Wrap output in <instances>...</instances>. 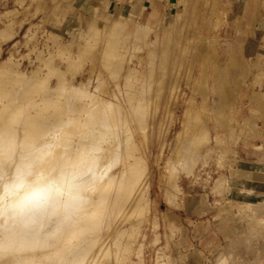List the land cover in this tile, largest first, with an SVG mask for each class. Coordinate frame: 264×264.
<instances>
[{
    "label": "rangeland",
    "instance_id": "374dc122",
    "mask_svg": "<svg viewBox=\"0 0 264 264\" xmlns=\"http://www.w3.org/2000/svg\"><path fill=\"white\" fill-rule=\"evenodd\" d=\"M0 60V264L260 257L264 0H0Z\"/></svg>",
    "mask_w": 264,
    "mask_h": 264
},
{
    "label": "crops",
    "instance_id": "0c3cea01",
    "mask_svg": "<svg viewBox=\"0 0 264 264\" xmlns=\"http://www.w3.org/2000/svg\"><path fill=\"white\" fill-rule=\"evenodd\" d=\"M238 1H239V3L241 2V4H245V3H248V0H233V4H236V3H238ZM250 163H248L247 162V165H246V168L247 169H245V171L247 172V171H249V169L251 168V167H254L253 165H249ZM264 168V167H263ZM240 170V169H239ZM246 184L247 185H250V182L249 181H246ZM252 185V184H251ZM252 187L254 188V185H252ZM262 202V204L264 203V201H261ZM260 203V202H259ZM258 203V206L257 207H260V204ZM261 204V207L263 206ZM264 207V206H263ZM262 207V208H263ZM257 209V208H256ZM264 209V208H263ZM256 211V210H255ZM264 211V210H263ZM257 212V211H256ZM261 215H264V212L261 214ZM236 241L237 240H235L234 242H232L231 243V245L232 246H234V248L233 247H231V249H230V246H228V251H229V253H232V252H234V251H237V250H239L241 247H243L238 241H237V243H236ZM233 243H236L235 245L233 244ZM240 244V245H239ZM236 246H238V247H236ZM236 248V249H235ZM238 248V249H237ZM247 250H246V249ZM235 249V250H234ZM251 251H250V246H248V245H246V247H243V250L245 251L246 250V252H244V253H242V256L244 257V260H243V262L242 263H237V264H264V250L263 251H261L260 252V257H258V256H256L255 255V253H254V249H255V245L254 246H252L251 247ZM246 253V254H245ZM227 254V253H226ZM226 254H223V256H224V259L222 260V262L220 261V264H223L224 262L226 263V264H230V262H229V259L227 260V258H228V256L226 255ZM223 256H222V258H223ZM225 256H226V259H225ZM221 258L219 257V260H220ZM218 260V261H219ZM227 262H226V261ZM224 263V264H225Z\"/></svg>",
    "mask_w": 264,
    "mask_h": 264
},
{
    "label": "bare ground",
    "instance_id": "6f19581e",
    "mask_svg": "<svg viewBox=\"0 0 264 264\" xmlns=\"http://www.w3.org/2000/svg\"><path fill=\"white\" fill-rule=\"evenodd\" d=\"M1 61V60H0ZM109 103V102H108ZM72 147V146H71ZM176 184V183H175ZM179 188V187H178ZM260 204V207H256L257 209H255L257 212H260V214L263 212V206H264V203L262 204V202H260L259 203ZM261 204L263 205L262 207H261ZM257 206H258V204H257ZM59 216L58 217H56L55 218V222L56 221H58V220H60V217H62L63 215H61L60 213L58 214ZM31 226L30 225H28L27 223H23V224H21L20 226H16V225H14V224H12V225H10V226H8L7 227V229L9 230V231H14V232H21V233H23L26 229H29ZM23 231V232H22ZM23 234H21V236H22ZM23 237H21V239H22ZM5 241L6 240H3V239H0V244H4L5 243ZM236 243H237V241H236ZM236 243H233L234 245L236 244ZM6 244V243H5ZM13 244H14V242H13ZM238 244V243H237ZM240 245V244H239ZM230 246V249H231V247H233L234 248V246H232L231 244L229 245ZM236 247H238V246H236ZM245 247V246H244ZM236 249V248H235ZM234 249V250H235ZM238 249V248H237ZM246 249V248H245ZM232 250V249H231ZM247 250V249H246ZM246 250L244 251V252H246ZM235 252V251H234ZM243 252V253H244ZM246 254V253H245ZM222 256L223 255H221L220 256V260L218 261L219 262V264H220V261L222 262V260L224 259V256H223V258H222ZM225 259H226V256H225ZM227 260H228V258H227ZM226 261V260H225ZM227 262V261H226ZM225 263V262H224ZM223 263V264H224ZM226 264V263H225Z\"/></svg>",
    "mask_w": 264,
    "mask_h": 264
}]
</instances>
